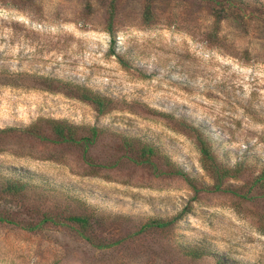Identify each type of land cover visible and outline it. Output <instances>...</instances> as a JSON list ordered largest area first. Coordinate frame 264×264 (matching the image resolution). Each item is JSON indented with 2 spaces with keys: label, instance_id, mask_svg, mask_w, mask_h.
<instances>
[{
  "label": "rangeland",
  "instance_id": "1",
  "mask_svg": "<svg viewBox=\"0 0 264 264\" xmlns=\"http://www.w3.org/2000/svg\"><path fill=\"white\" fill-rule=\"evenodd\" d=\"M66 83L113 109L99 115ZM51 121L102 134L84 151L58 142ZM183 122L247 167L224 183L235 192L213 189ZM125 138L169 161L137 164ZM262 166L264 0H0V172L69 195L0 189V264H215L181 245L264 264ZM45 214L90 225L82 235ZM150 219L171 224L142 231Z\"/></svg>",
  "mask_w": 264,
  "mask_h": 264
},
{
  "label": "trees",
  "instance_id": "2",
  "mask_svg": "<svg viewBox=\"0 0 264 264\" xmlns=\"http://www.w3.org/2000/svg\"><path fill=\"white\" fill-rule=\"evenodd\" d=\"M114 20L115 4L112 3L110 8V16L108 19V32L111 35L113 41H115V35L112 30ZM112 53V55H116L115 52ZM119 60L122 64L125 63L123 59L120 58ZM65 85L71 87L76 97H78L81 101L90 104L99 115H106L113 109L114 101L94 91L93 89L72 83H66ZM183 123L186 129L191 133V135H194L196 138L201 154L202 167L205 172L210 176V178L215 182L213 189L215 191L228 190L235 192L234 190H230V188L225 187L224 183L229 179H237L240 175L244 173L247 167H245V165L242 163L236 164L232 167L222 162L217 156V154L214 152L212 140L205 136V134L195 126L187 124L185 122ZM50 124L52 132L58 142L73 144L75 146L83 148L84 151H88L90 147H92L98 141L100 135L102 134V131L97 128H89L87 130L88 135L79 137L76 128L73 126H69L64 122L57 121H51ZM125 141L126 145L129 147V149H131V152L133 154V161H135L137 164L154 165V160L157 157L161 156H163L166 161H169L168 158H166V156L161 153L159 148L151 143L138 141L139 144H137L135 142L129 141V139L127 138H125ZM173 172L178 175H181L189 183L192 184L191 178L185 172H183L182 169H176ZM255 185H258V187H264V166H262V168L260 169V173L255 180ZM0 189L3 191V193L14 197L25 196L28 194L35 195L41 199L48 195L54 194V196L60 197L66 195V198H68L69 196L66 193H63L62 191L56 189V187L31 182L25 178L10 176L2 174L1 172ZM57 193L63 195H57ZM59 219H61V221ZM45 220L47 222L55 224H62L65 222L71 223L72 225H77L80 227L82 235H84V232L90 225L89 217L83 215H69L63 218H54L49 214H45L44 221ZM170 224L171 220L150 219L144 224V226L142 227V231L147 230L149 228H166ZM86 238L88 239V241H90L88 237ZM181 252L185 257L192 261L211 259L215 261V264H240L236 261L221 256L216 252L207 251L200 248H194L191 246L181 245Z\"/></svg>",
  "mask_w": 264,
  "mask_h": 264
}]
</instances>
